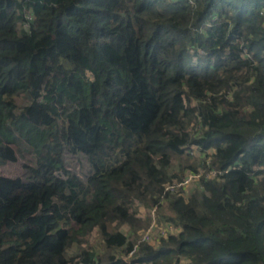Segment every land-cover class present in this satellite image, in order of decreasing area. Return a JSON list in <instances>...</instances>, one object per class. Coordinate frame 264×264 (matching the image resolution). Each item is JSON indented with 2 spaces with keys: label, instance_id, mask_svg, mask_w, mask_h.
<instances>
[{
  "label": "trees",
  "instance_id": "1",
  "mask_svg": "<svg viewBox=\"0 0 264 264\" xmlns=\"http://www.w3.org/2000/svg\"><path fill=\"white\" fill-rule=\"evenodd\" d=\"M24 153L0 264H264V0H0V167ZM138 203L177 233L138 241Z\"/></svg>",
  "mask_w": 264,
  "mask_h": 264
},
{
  "label": "rangeland",
  "instance_id": "2",
  "mask_svg": "<svg viewBox=\"0 0 264 264\" xmlns=\"http://www.w3.org/2000/svg\"><path fill=\"white\" fill-rule=\"evenodd\" d=\"M17 102L20 104L23 102L22 99L18 98ZM194 156L199 155V152L193 149L191 152ZM30 161V156L26 153L22 154L20 157H17L16 161L8 162L7 164L0 167V175L8 176V177H17L23 175L24 172V163ZM64 161L65 166L67 169L75 172L79 177L85 179L86 174L88 173V165L86 163V159L83 155H78L74 153H70L65 151L64 153ZM206 175L207 177L211 178L216 175L213 170H209L208 167H199L196 172H189L186 171L184 177L182 178L181 182L175 180L173 183L176 184V187H182L184 195H188L192 188L197 187V182L201 176ZM138 215L145 221H148V226L146 228H141L137 232V238L140 242H146L153 246H157L161 237L165 238L167 234L173 232L172 234L177 233L178 228L173 225L172 222L165 221L162 216L164 214H168L167 212L159 213L156 207H147L141 203L137 204ZM123 231L126 233L128 231L127 226L122 227ZM172 229L170 232L168 230ZM165 234H161L162 232ZM148 236V239H145L144 236ZM90 244L96 245L98 243V234L96 231H93L92 235L89 237L87 243H83V247H87ZM76 252V246L73 245L70 254ZM133 252L127 254L125 260L128 261L129 264H139L133 263L131 261ZM179 264H187V260L182 259Z\"/></svg>",
  "mask_w": 264,
  "mask_h": 264
},
{
  "label": "built area",
  "instance_id": "3",
  "mask_svg": "<svg viewBox=\"0 0 264 264\" xmlns=\"http://www.w3.org/2000/svg\"><path fill=\"white\" fill-rule=\"evenodd\" d=\"M216 173V172H215ZM172 229H170V230H168V232H170ZM171 233H173V232H170L169 234H171ZM161 234H165V232L163 231ZM168 235V234H167ZM144 238L145 239H148L149 237L146 235V236H144Z\"/></svg>",
  "mask_w": 264,
  "mask_h": 264
}]
</instances>
